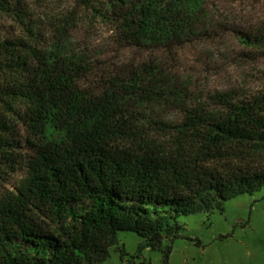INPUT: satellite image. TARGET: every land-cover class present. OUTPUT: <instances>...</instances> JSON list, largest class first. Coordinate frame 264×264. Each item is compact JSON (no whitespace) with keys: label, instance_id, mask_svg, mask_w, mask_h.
Instances as JSON below:
<instances>
[{"label":"trees","instance_id":"trees-1","mask_svg":"<svg viewBox=\"0 0 264 264\" xmlns=\"http://www.w3.org/2000/svg\"><path fill=\"white\" fill-rule=\"evenodd\" d=\"M12 1L0 0V15L24 25ZM71 1L136 56L93 78L71 13L48 46L31 25L34 45L0 42V155L21 173L0 195V264H102L112 248L127 256L120 233L138 237L136 255L168 264L180 218L223 213L264 187V93H195L177 56L222 45L225 31L264 52V12L232 15L224 0Z\"/></svg>","mask_w":264,"mask_h":264},{"label":"rangeland","instance_id":"rangeland-1","mask_svg":"<svg viewBox=\"0 0 264 264\" xmlns=\"http://www.w3.org/2000/svg\"><path fill=\"white\" fill-rule=\"evenodd\" d=\"M18 1L28 16L23 25L0 15V42L22 40L34 45L26 31L31 25L39 28L42 45L48 46L53 26L61 25L64 17L71 13L72 20L67 23L70 39L89 57L93 78L136 56L119 48L109 27L90 19L71 0ZM224 1L227 13L232 15L264 12V3ZM223 36L220 46L208 44L196 50L185 49L177 56L179 70L194 78L193 91L207 94L240 89L250 95L264 93V52L250 53L229 31ZM3 131L0 129L1 135ZM13 131L24 136L20 127L15 126ZM17 153L25 155L26 150H17ZM10 167L0 155V195L11 190L12 183L21 174ZM180 223L183 227L171 245L168 264H264V187L253 195H242L226 202L223 213L189 215L180 218ZM119 239L127 256L121 257L120 252L112 248L102 264H163L160 252L147 249L136 255L139 242L136 235L120 233ZM196 240L199 244L194 242Z\"/></svg>","mask_w":264,"mask_h":264}]
</instances>
